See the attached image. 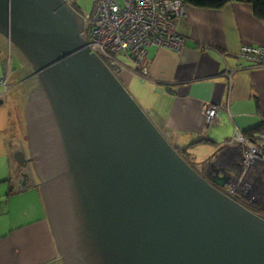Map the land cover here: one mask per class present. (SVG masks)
Masks as SVG:
<instances>
[{
  "label": "water",
  "instance_id": "water-1",
  "mask_svg": "<svg viewBox=\"0 0 264 264\" xmlns=\"http://www.w3.org/2000/svg\"><path fill=\"white\" fill-rule=\"evenodd\" d=\"M82 22L64 0H0L1 57L16 47L39 83L47 129L30 113L29 145L50 158L39 193L61 264H264V221L181 158L89 51Z\"/></svg>",
  "mask_w": 264,
  "mask_h": 264
},
{
  "label": "crops",
  "instance_id": "crops-1",
  "mask_svg": "<svg viewBox=\"0 0 264 264\" xmlns=\"http://www.w3.org/2000/svg\"><path fill=\"white\" fill-rule=\"evenodd\" d=\"M177 30L186 39L179 52L150 46L141 62L147 77L135 74L134 65L123 68L118 80L126 90L136 83V98L142 87L146 94L141 109L168 141H175L172 147H209L204 162L225 146L226 168L228 157L237 164L235 145L229 143L234 133L249 138L264 125V65L239 56L244 47L264 48V22L253 16L248 4L230 2L218 10L187 5ZM1 52L0 80L9 75L10 85L18 67ZM4 93L0 86V99ZM205 104L220 107L210 125L203 115ZM10 105V98L0 105V264H57L39 189L23 184L17 188L16 150L8 137Z\"/></svg>",
  "mask_w": 264,
  "mask_h": 264
},
{
  "label": "built area",
  "instance_id": "built-area-1",
  "mask_svg": "<svg viewBox=\"0 0 264 264\" xmlns=\"http://www.w3.org/2000/svg\"><path fill=\"white\" fill-rule=\"evenodd\" d=\"M184 14L185 5L179 0H121V3L118 0H94L91 14L84 17L83 36L89 51L97 55L112 73L119 74L124 68L118 59L120 56L139 68L150 46L179 52L185 39L178 33L177 22ZM239 56L264 65V48L244 47ZM0 86L6 90V77L1 78ZM219 109L213 104L203 106L208 125L213 123ZM229 143L235 146L244 144L250 149L242 153L241 159L235 151L239 160L237 164H231L228 157L227 172L224 171L225 188L233 195L238 190L248 193L250 202L261 207L262 211L258 212L264 218V166L259 163L254 148L264 146V134L245 138L236 131ZM238 165L244 168L242 173L237 172ZM230 168L234 173L229 171Z\"/></svg>",
  "mask_w": 264,
  "mask_h": 264
},
{
  "label": "flooded vegetation",
  "instance_id": "flooded-vegetation-1",
  "mask_svg": "<svg viewBox=\"0 0 264 264\" xmlns=\"http://www.w3.org/2000/svg\"><path fill=\"white\" fill-rule=\"evenodd\" d=\"M66 2V4L74 11V13L77 15L78 18H82L81 15H79L78 11L75 10L74 6H76L75 1L73 3H70L72 0H64ZM83 24V22H82ZM2 39H4L3 37H1ZM9 55L8 58H10V61H12V59L15 60V62L18 63V69L16 72H14V74L16 75L17 73H20V75L22 74V77L19 79V82H17L19 85H15L16 86V91H17V95L20 94V96H22V93H24V96H26V99L28 100L26 108H25V127H26V137H24L22 139L21 142V147L19 148H15V152H14V160H15V153L18 151H25V155H26V159L30 160L29 162H27V160H25L21 165L20 163H16V167H17V177L19 179V187L23 184V182H25L26 186H34L37 187L39 189V185L43 182V174L40 170V165H45V164H49L47 163L50 158L48 156H41L39 152H34L32 147L29 145V138L30 136L28 135V131L29 128L33 124V122L31 123V119L29 117V114H33V119L35 120V118H37V123L40 124V132L43 129H47L46 126V122L44 119H40L39 112L42 111V105H40V103H38V101L34 100V96L36 95V92L39 89V83L37 80V77L32 69L31 66L28 65L26 59L24 58V56L21 54V52L14 47L13 45L9 44ZM11 55V56H10ZM22 71V72H20ZM117 79L118 77L112 73ZM6 77V76H4ZM8 79V77H6ZM8 83V82H7ZM13 88V85H8L6 87L5 93L2 95L1 100H3V103H8V91H10ZM4 96V98H3ZM31 108V111H28V108ZM38 113V115H37ZM39 118V119H38ZM35 126V125H34ZM264 134V125L262 126L261 131L259 132V134ZM165 137V135H164ZM185 148V147H184ZM179 149V153L180 155L183 154V149ZM188 148V146H187ZM224 147H222L218 152H216L214 155L210 156L209 158H207L201 165H196L193 162H191V157L188 155V151L189 148L187 149L186 153L183 154L185 157H187V163L189 164V166L193 169V171H195V173L205 182L207 183L211 188H213L214 190L220 192L221 194L227 196L228 198H230L231 200H233L235 203H237L238 205H240L241 207H243L244 209H246L248 212H250L251 214H253L254 216L260 218L261 220L264 221V218H262L260 216V212H258L260 210V206L258 203H251L250 199L248 197V193L246 192H241V191H237L236 194H230L227 189L224 188V185L218 186L213 180L215 178L218 177H222L225 179L226 181V177L224 176V171L226 169V159H225V153L224 152ZM235 151L238 154L239 159H241L242 153L244 151L247 150V146H245L244 144H237L235 147ZM255 152L257 153V156L259 157V163L261 165L264 166V146H260V145H256L255 147ZM250 149V148H248ZM182 153V154H181ZM253 162H257V161H253ZM251 162L250 164L252 165ZM52 166H49V168L51 169ZM47 169L44 170V173H48V175L51 174V170ZM250 169V168H249ZM236 170L238 173H242L244 171V168L241 167L240 165L236 166ZM247 205H246V204ZM257 204V205H256ZM259 206V207H258ZM57 264H61V257L59 255V262Z\"/></svg>",
  "mask_w": 264,
  "mask_h": 264
},
{
  "label": "rangeland",
  "instance_id": "rangeland-1",
  "mask_svg": "<svg viewBox=\"0 0 264 264\" xmlns=\"http://www.w3.org/2000/svg\"><path fill=\"white\" fill-rule=\"evenodd\" d=\"M74 1L76 3V6H74V8H75L76 11H78L79 15H81L82 19H83L82 31H81V33L83 34L84 33V24H85L84 17L86 18V17H88L91 14V12L93 10V6H94V0H72L70 3H73ZM118 1H119V3H121V0H118ZM184 16H185V14L183 16H181L179 21ZM178 22H177V25H178ZM182 37L185 39L184 36H182ZM185 41H186V39H185ZM257 48H263V47H257ZM160 49H161V47H160ZM164 49H166V48H164ZM118 59H119V61H121V63L124 66V68L125 67L133 68L134 63L131 60H129L127 58H123L121 56L118 57ZM8 60L10 61V58H8ZM11 65L13 66V68L14 67H18V63L15 62L14 59H12ZM143 71H145V73ZM133 72L135 74H137L138 76H140L141 78H146L147 75H148L147 68L142 67V66H140L139 68L135 67ZM115 75L119 78V76H118L119 74H115ZM6 77H8L7 82H9V75H7ZM15 81L16 80H15V77L13 75L11 77V79H10V82H12L11 84L13 85V88L16 89L15 85H19V84L17 82H15ZM121 84L125 87V83L124 82H122ZM137 86L138 85L136 83L129 84V86H127V92L134 99V101L137 103V105L141 108L143 106V101H141V98H143V96L146 93L143 92L142 87L139 86L140 96H137V98H136V96L133 93H135L138 90ZM10 91H8V96H9L10 101H11L10 110H11V115H12L13 118H11V121L9 123L8 137H9V139H12V141L14 143V147L15 148H19V147H21L20 140L22 141V139L24 138V135H25L24 118H23L22 106H21V102H20V98L22 96H20V95L16 96L15 93L13 92L14 89H11ZM14 97H15V99H14ZM9 98H8V101H9ZM168 142L173 144V145L175 144V141L173 139H169ZM191 145H189L190 148H189V151H188V155L191 157L190 158L191 162H193L196 165H201L203 163V162H201V161H203V155L206 154L207 151L211 150V148L203 146V147H199V148L193 149ZM191 149H193V150H191ZM202 150H203V152H202ZM195 160H196V162H201V163L197 164L195 162ZM14 166H16V163L14 164Z\"/></svg>",
  "mask_w": 264,
  "mask_h": 264
},
{
  "label": "trees",
  "instance_id": "trees-1",
  "mask_svg": "<svg viewBox=\"0 0 264 264\" xmlns=\"http://www.w3.org/2000/svg\"><path fill=\"white\" fill-rule=\"evenodd\" d=\"M179 1L182 2L185 6L188 5V6H192L195 8L209 9V10L221 9L222 7H224L226 4H228L230 2L248 4L251 7L253 16L256 19L264 22V0H179ZM20 72H22V71H20ZM16 77H17V79H15L16 80L15 82H19V79L22 77V74L20 75V73H17ZM11 83L12 82H10V84ZM12 89H14L13 92L15 93L16 96L20 95V94L17 95V91L15 88H12ZM14 99H15V97H14ZM261 129L262 128H260V131H261ZM24 137H26V135H24ZM204 141L210 142L209 140H203V142ZM185 148L183 149V154H185L186 150L188 149L187 147H185ZM177 153L180 155L178 150H177ZM183 154L180 156L186 162L187 157H185ZM58 262H59V260L57 261V263Z\"/></svg>",
  "mask_w": 264,
  "mask_h": 264
},
{
  "label": "bare ground",
  "instance_id": "bare-ground-1",
  "mask_svg": "<svg viewBox=\"0 0 264 264\" xmlns=\"http://www.w3.org/2000/svg\"><path fill=\"white\" fill-rule=\"evenodd\" d=\"M229 171L232 172V171H233V168H230ZM226 172H227V168H226V170H225V173H226ZM225 184H226V182L224 183V188H225ZM225 189H226V188H225ZM245 204H246V203H245ZM246 205H247V204H246ZM259 211H260V210H259Z\"/></svg>",
  "mask_w": 264,
  "mask_h": 264
}]
</instances>
